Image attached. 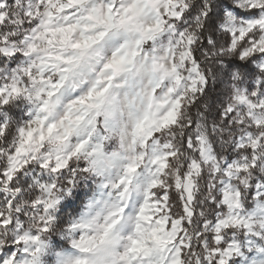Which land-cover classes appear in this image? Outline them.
<instances>
[{
    "label": "snow or ice",
    "instance_id": "6c2138e0",
    "mask_svg": "<svg viewBox=\"0 0 264 264\" xmlns=\"http://www.w3.org/2000/svg\"><path fill=\"white\" fill-rule=\"evenodd\" d=\"M0 264H264V0H0Z\"/></svg>",
    "mask_w": 264,
    "mask_h": 264
},
{
    "label": "clouds",
    "instance_id": "9594fccd",
    "mask_svg": "<svg viewBox=\"0 0 264 264\" xmlns=\"http://www.w3.org/2000/svg\"><path fill=\"white\" fill-rule=\"evenodd\" d=\"M119 43V41H113L109 42L102 48V53L104 56L110 55L112 49L115 47V45ZM95 71H99V66H96ZM95 79V73L90 71L84 76L80 77L78 79V82L75 86L69 87L68 89L65 90L61 102L58 105L57 108V115L62 114L64 110V105L72 100L75 96L83 94L88 87L92 85ZM147 80V76L144 73H141L140 75L137 76L136 80L133 81V84L135 87H141ZM120 94L123 96L124 92L128 91V89H120ZM116 147L115 142H109L104 144V151L105 152H111L114 150ZM97 196L100 200V203L96 204V206L90 211L89 216L91 218H94L97 222H102L104 216L108 211L111 210V207L115 204V198L109 199L107 195L105 194L104 196H100L99 192L97 191ZM72 254L76 255L77 253L72 250Z\"/></svg>",
    "mask_w": 264,
    "mask_h": 264
},
{
    "label": "trees",
    "instance_id": "16d2710c",
    "mask_svg": "<svg viewBox=\"0 0 264 264\" xmlns=\"http://www.w3.org/2000/svg\"><path fill=\"white\" fill-rule=\"evenodd\" d=\"M86 187V186H85ZM81 198L83 199V197L81 196ZM79 201H76L75 202V205H76V207L78 208L79 207ZM68 211H72V208L70 207L69 209H68Z\"/></svg>",
    "mask_w": 264,
    "mask_h": 264
}]
</instances>
